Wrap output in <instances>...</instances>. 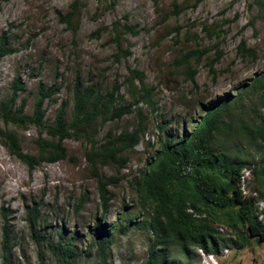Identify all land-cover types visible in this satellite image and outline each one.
I'll return each instance as SVG.
<instances>
[{
	"label": "rangeland",
	"instance_id": "1",
	"mask_svg": "<svg viewBox=\"0 0 264 264\" xmlns=\"http://www.w3.org/2000/svg\"><path fill=\"white\" fill-rule=\"evenodd\" d=\"M75 1L0 0V41L5 37L13 49L0 62V99L12 96L13 83L20 78L26 90L20 92L19 101L27 99L25 115L31 116L39 85L57 84L61 89L55 100L45 101L44 121L55 123L66 102L70 124L77 83L101 94L117 86L114 106H129L131 112L120 120L99 117L91 126H83L64 142L65 159L43 163L34 171L0 143V264L4 210L11 222V264H58L48 242L56 241L62 232L78 249L77 264H105L89 233V227L99 221L112 230L106 264H146L154 238L145 224L152 209L141 204L134 183L148 158L168 135L177 138L184 129L190 130L191 119L201 115L202 105L237 96L246 83L264 73V18L252 0H158L157 4L154 0H81L80 13L69 26L63 16ZM126 25L138 34L125 31ZM242 41L246 54L240 49ZM188 58L196 71L194 82L184 63ZM133 69L144 73V85L152 90L150 102H137L144 94L143 82L136 79L131 87L127 79ZM258 96H243L232 115L236 128L258 123V113L264 112ZM140 120L145 133L133 151L122 153L128 162L99 164L102 177L97 175L87 155L93 145L105 143L109 132L134 131ZM0 129L16 133L23 151L33 155L39 153L38 139H51L34 124L23 128L0 119ZM221 143L247 160L244 167L260 157L258 144L237 130L231 136L224 134ZM250 187L257 188L254 177ZM34 205H39L41 217L33 235L26 208ZM124 227L130 228L124 233ZM216 227H222L226 237L234 235L224 223ZM43 234L46 238L40 237ZM225 247L229 252L220 253L218 264H264V242L257 237H250L242 249L228 245L220 251ZM157 253L167 264H187L194 258L184 256L178 246L161 247ZM201 261L202 256L196 260Z\"/></svg>",
	"mask_w": 264,
	"mask_h": 264
},
{
	"label": "trees",
	"instance_id": "2",
	"mask_svg": "<svg viewBox=\"0 0 264 264\" xmlns=\"http://www.w3.org/2000/svg\"><path fill=\"white\" fill-rule=\"evenodd\" d=\"M258 5L264 18V0H252ZM157 4L158 0H154ZM81 0H76L70 11L63 16L64 22L73 26L80 13ZM125 31L133 35L138 34L135 28L126 25ZM244 54L248 52L244 41L240 44ZM13 49L8 46L5 37L0 41V62ZM251 54L255 55L252 50ZM193 56V53H190ZM189 56V55H188ZM188 65L190 80L195 81L196 71ZM220 59V54L216 61ZM142 84L143 95H139L137 102H150L151 91L144 85V73L138 69L130 70L127 81L135 87V80ZM250 83H246L244 91L237 96L228 95L216 102L201 106V115L191 119V129H184L177 138L168 135L161 142L160 148L148 158L146 169L135 181L134 188L141 204L152 209L149 222L145 225L153 233V244L146 264H167L162 261L157 249L161 247L178 246L187 258L199 259L198 248L206 252H219L223 246L235 245L242 249L250 237H257L264 242V226L255 213V202L258 197H264V112L258 113V123L253 126L241 125L238 128L233 123V113L242 103L243 96L257 93L260 106L264 108V73H261ZM61 87L57 84L38 87V99L34 113L25 115L27 99L19 101L20 92L26 88L20 78L13 83L12 96L0 99V119L6 124H14L26 128L34 124L46 132L51 139H38L39 153L37 155L25 153L19 136L9 130L0 129V143L4 144L10 153L25 163L30 171L36 170L43 163H55L67 157L64 142L78 133L83 126L95 123L99 117L104 120H120L131 112L129 106L116 107L119 97V87L101 94L97 88H82L77 83L74 87V117L70 124L66 119V102L59 109L55 123L46 124L45 101L55 100ZM109 112V115H108ZM139 118L142 117L138 110ZM161 130L164 126H159ZM237 130L242 132L258 144L260 157L255 161L254 181L258 195L245 198L240 190V176L246 159L238 154H232L225 144L221 143L224 134H231ZM145 133L143 120L134 131L124 130L117 135L108 133L106 142L100 147L94 144L87 153L95 173L99 164L125 165L127 157L125 151H133ZM42 135V134H41ZM105 204L106 200L103 197ZM4 210L3 226V264H11L12 230L10 218ZM41 217L39 205L26 208V220L31 233L38 231ZM216 223H224L232 231V236L226 237L221 233ZM130 227L121 230L125 233ZM112 230L108 225L99 221L89 227V233L94 238L101 259L106 264V257L113 243ZM41 238H46L43 234ZM39 241V240H38ZM48 248L58 264H77L75 258L79 254L72 239H66L60 233L56 241L48 242ZM194 258L187 264H195Z\"/></svg>",
	"mask_w": 264,
	"mask_h": 264
},
{
	"label": "built area",
	"instance_id": "3",
	"mask_svg": "<svg viewBox=\"0 0 264 264\" xmlns=\"http://www.w3.org/2000/svg\"><path fill=\"white\" fill-rule=\"evenodd\" d=\"M254 169H255V164L253 163L252 165H247L243 167L241 171L239 186L245 198L258 195V193L255 190H252L250 187L251 179L254 174ZM255 213L258 217V220L264 226V198H261L260 196L255 202ZM220 230L223 231V228L221 227ZM232 236L235 238L234 235ZM223 251L225 253H228L229 248L225 247L222 251L219 252H206L204 249L198 248L197 252L199 254V260L202 256V261L200 264H218V258L220 256V253ZM195 264H197V262Z\"/></svg>",
	"mask_w": 264,
	"mask_h": 264
}]
</instances>
